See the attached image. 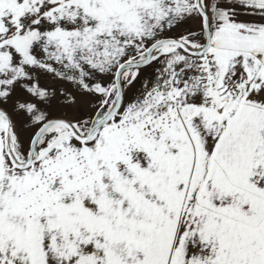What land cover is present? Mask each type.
<instances>
[{"label":"snow or ice","instance_id":"6c2138e0","mask_svg":"<svg viewBox=\"0 0 264 264\" xmlns=\"http://www.w3.org/2000/svg\"><path fill=\"white\" fill-rule=\"evenodd\" d=\"M0 264H264V0H0Z\"/></svg>","mask_w":264,"mask_h":264}]
</instances>
